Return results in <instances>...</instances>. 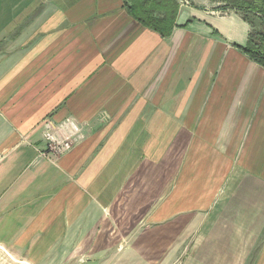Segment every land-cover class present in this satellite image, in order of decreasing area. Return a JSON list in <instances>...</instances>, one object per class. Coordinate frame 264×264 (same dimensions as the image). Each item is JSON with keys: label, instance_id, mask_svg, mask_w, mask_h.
<instances>
[{"label": "crops", "instance_id": "obj_1", "mask_svg": "<svg viewBox=\"0 0 264 264\" xmlns=\"http://www.w3.org/2000/svg\"><path fill=\"white\" fill-rule=\"evenodd\" d=\"M187 1L163 37L125 0H0V261L264 264V67ZM50 113L88 133L54 159L22 139Z\"/></svg>", "mask_w": 264, "mask_h": 264}, {"label": "trees", "instance_id": "obj_2", "mask_svg": "<svg viewBox=\"0 0 264 264\" xmlns=\"http://www.w3.org/2000/svg\"><path fill=\"white\" fill-rule=\"evenodd\" d=\"M225 1L251 26L248 42L241 50L264 67V0ZM125 6L137 21L167 37L176 26L180 5L178 0H125Z\"/></svg>", "mask_w": 264, "mask_h": 264}, {"label": "rangeland", "instance_id": "obj_3", "mask_svg": "<svg viewBox=\"0 0 264 264\" xmlns=\"http://www.w3.org/2000/svg\"><path fill=\"white\" fill-rule=\"evenodd\" d=\"M19 82V84L23 83L22 80ZM7 87L8 81L0 79V112H2L1 110H3L4 108L5 110H7V108H10V105L13 106V104H10L9 101L13 98L12 96H14L13 91L15 87L12 88L13 91L10 94H7L8 92L6 90H3V88L6 89ZM2 91H5V93L2 94ZM71 124L78 125L81 131L77 134V136H74L70 139V141L72 142V147L69 150H65L62 153H59L49 145V142L47 140L48 135H54L58 139L67 138L70 131L68 132V130L65 129V126L70 127ZM87 135V129L83 127L81 123L74 117L66 116L62 119H57L55 118L53 113H50L44 119H42L37 126L33 128L32 132L29 135H22V139H40L43 145V150H39L40 154L50 159H54L62 157L63 155L72 151L76 146L86 140ZM0 264L12 263L7 260H1Z\"/></svg>", "mask_w": 264, "mask_h": 264}, {"label": "built area", "instance_id": "obj_4", "mask_svg": "<svg viewBox=\"0 0 264 264\" xmlns=\"http://www.w3.org/2000/svg\"><path fill=\"white\" fill-rule=\"evenodd\" d=\"M179 4H187V0H178ZM65 129L68 130L69 134L67 138H60L58 139L54 135H48V142L49 145L56 150L59 153H62L65 150H69L72 147V142L70 139L74 136H77V134L81 131L80 127L76 124H71V126H65Z\"/></svg>", "mask_w": 264, "mask_h": 264}]
</instances>
